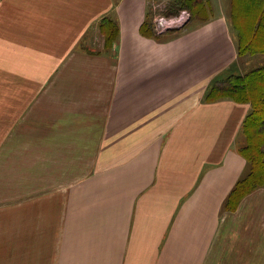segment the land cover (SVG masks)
I'll list each match as a JSON object with an SVG mask.
<instances>
[{"label": "crops", "instance_id": "obj_1", "mask_svg": "<svg viewBox=\"0 0 264 264\" xmlns=\"http://www.w3.org/2000/svg\"><path fill=\"white\" fill-rule=\"evenodd\" d=\"M163 1L0 0V264H264V186L224 206L250 106L206 99L246 58Z\"/></svg>", "mask_w": 264, "mask_h": 264}, {"label": "trees", "instance_id": "obj_2", "mask_svg": "<svg viewBox=\"0 0 264 264\" xmlns=\"http://www.w3.org/2000/svg\"><path fill=\"white\" fill-rule=\"evenodd\" d=\"M171 11L187 8L192 14L204 17L206 0H173ZM229 24L236 38V52L240 58L264 54V0H230ZM207 19V18H206ZM100 29L106 48L118 36L117 23L104 18ZM227 98L248 103L250 108L242 124L245 143L237 151L246 160V171L236 181L225 209L234 210L240 200L252 190L264 186V63L242 74H230L215 82L206 94L207 101Z\"/></svg>", "mask_w": 264, "mask_h": 264}, {"label": "rangeland", "instance_id": "obj_3", "mask_svg": "<svg viewBox=\"0 0 264 264\" xmlns=\"http://www.w3.org/2000/svg\"><path fill=\"white\" fill-rule=\"evenodd\" d=\"M158 3H159V5L157 3L155 4L158 9H156V11L154 13V16L160 14V15H163V16H166V17H172V16H175L176 17V15H179L181 13V11H186L189 14V20L185 23L184 26H186L189 22H193L192 25H194L196 23V21L197 22L198 21H203L206 18H209V17H211V16H213V15L216 14V5H215V1L214 0H206L205 1V5H204L205 6V9L202 12V13L206 12L204 17L198 16V15H196L194 13L192 14V12L189 9H187V8H178V9H173L171 11V9H172L171 8V5H173V3H174L173 0H168L166 2L163 1V2H158ZM221 6L223 8V11L225 13H227V17H228V15H230L229 14V11H230V0H222ZM228 19H229V17H228ZM179 29L180 28H178V29H170V30H166L165 32L171 31V30L172 31L173 30H179ZM230 31H231L234 39H235L233 42H235L236 41V38H235V35L233 33V30L230 29ZM104 41H105V38L103 37L102 38V43H103L105 49H107L106 48L107 46H106V44H105ZM235 44H236V42H235ZM243 58H246V59H244V61L241 62V68L243 69L242 71H244V72L247 71L248 69L252 68V67H257V66H260L261 64L264 63V54H258V55H253V56H246V57H243ZM237 71H239V72H237ZM235 73L236 74L237 73L238 74H242L240 72V70H236Z\"/></svg>", "mask_w": 264, "mask_h": 264}, {"label": "built area", "instance_id": "obj_4", "mask_svg": "<svg viewBox=\"0 0 264 264\" xmlns=\"http://www.w3.org/2000/svg\"><path fill=\"white\" fill-rule=\"evenodd\" d=\"M188 20L189 14L186 11H181L176 17H166L158 14L153 17V29L156 33H163L166 30L183 28Z\"/></svg>", "mask_w": 264, "mask_h": 264}]
</instances>
